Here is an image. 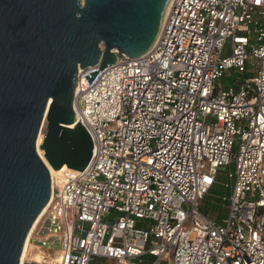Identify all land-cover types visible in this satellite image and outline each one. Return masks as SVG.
<instances>
[{
	"label": "built area",
	"instance_id": "obj_1",
	"mask_svg": "<svg viewBox=\"0 0 264 264\" xmlns=\"http://www.w3.org/2000/svg\"><path fill=\"white\" fill-rule=\"evenodd\" d=\"M117 60L78 70L92 159L52 181L31 242L59 243L50 264H264V0H171L152 48ZM232 163L218 221L201 208Z\"/></svg>",
	"mask_w": 264,
	"mask_h": 264
},
{
	"label": "water",
	"instance_id": "obj_2",
	"mask_svg": "<svg viewBox=\"0 0 264 264\" xmlns=\"http://www.w3.org/2000/svg\"><path fill=\"white\" fill-rule=\"evenodd\" d=\"M171 0H0V264H21L48 205L54 170L81 173L93 155L76 122L79 68L138 57L156 42ZM99 70L85 75L91 84ZM47 119L38 152V138ZM24 264H39L25 262Z\"/></svg>",
	"mask_w": 264,
	"mask_h": 264
},
{
	"label": "rangeland",
	"instance_id": "obj_3",
	"mask_svg": "<svg viewBox=\"0 0 264 264\" xmlns=\"http://www.w3.org/2000/svg\"><path fill=\"white\" fill-rule=\"evenodd\" d=\"M253 43H256V34H253L252 36ZM231 40H228L226 43V46L223 51V57L230 56L232 51H231ZM251 50V47L249 48ZM228 73H234L233 70H230ZM240 76V78H246L252 75V73H245V74H237ZM237 76V77H238ZM221 88H226L229 83L226 82L225 79L220 80ZM235 170V163H232L228 166H224L220 168V173H219V178L218 182L215 184V186L208 192V194L205 196L203 200V205L201 210L212 216L213 218L217 219L218 221H222L228 212V205H229V200L224 202L223 197H229L231 196L232 193V186H233V179L229 177V174L231 172H234ZM43 219L39 221L37 226L35 227L31 238H30V246L28 249V253L25 259V262H37L34 259V255L38 253H42L44 255V260L42 262H37L39 264H50L52 259L56 257V251L59 248V243L54 241L53 243H49L48 246H42L39 243H32L31 239L38 240V232L37 230L39 229V226L41 225ZM42 248V249H41ZM44 250V251H43ZM46 251V252H45ZM47 255V256H46ZM92 264H113L112 261L105 260L103 258L96 257L95 260L93 261ZM160 264H173V261H161Z\"/></svg>",
	"mask_w": 264,
	"mask_h": 264
},
{
	"label": "bare ground",
	"instance_id": "obj_4",
	"mask_svg": "<svg viewBox=\"0 0 264 264\" xmlns=\"http://www.w3.org/2000/svg\"><path fill=\"white\" fill-rule=\"evenodd\" d=\"M46 127H47V119H44V122H43V126H42V129H41V132H40V135H39V138H38V142H37V146H38V152L40 154V156L42 158H44V153L42 151V149L40 148V145H41V140H42V136L44 135L45 133V130H46ZM48 167H49V170H50V174H51V179L53 181V183L56 182L57 179H59L62 174L68 170V167L67 166H64L62 169L60 170H54L49 164H48ZM48 205L43 209L42 213L40 214V216L38 217V219L36 220V222L34 223L29 235H28V238L26 240V243H25V246H24V250H23V253H22V257H21V264H24L25 263V259H26V256H27V253H28V249H29V246H30V238H31V235L35 229V227L37 226V224L39 223V221L41 220L42 216L44 215V213L46 212V209H47ZM42 249V248H41ZM44 251V250H43ZM46 252V251H45ZM47 256V255H46ZM34 259L35 261L37 262H42L44 260V255L42 253H38L36 255H34Z\"/></svg>",
	"mask_w": 264,
	"mask_h": 264
},
{
	"label": "trees",
	"instance_id": "obj_5",
	"mask_svg": "<svg viewBox=\"0 0 264 264\" xmlns=\"http://www.w3.org/2000/svg\"><path fill=\"white\" fill-rule=\"evenodd\" d=\"M226 80V82H228L229 84H232L234 82L235 76H231L229 78H223Z\"/></svg>",
	"mask_w": 264,
	"mask_h": 264
},
{
	"label": "crops",
	"instance_id": "obj_6",
	"mask_svg": "<svg viewBox=\"0 0 264 264\" xmlns=\"http://www.w3.org/2000/svg\"><path fill=\"white\" fill-rule=\"evenodd\" d=\"M57 253V252H56Z\"/></svg>",
	"mask_w": 264,
	"mask_h": 264
}]
</instances>
